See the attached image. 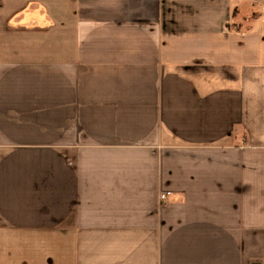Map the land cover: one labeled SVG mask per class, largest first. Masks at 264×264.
I'll list each match as a JSON object with an SVG mask.
<instances>
[{"label": "crops", "instance_id": "crops-1", "mask_svg": "<svg viewBox=\"0 0 264 264\" xmlns=\"http://www.w3.org/2000/svg\"><path fill=\"white\" fill-rule=\"evenodd\" d=\"M0 264H264V0H0Z\"/></svg>", "mask_w": 264, "mask_h": 264}, {"label": "built area", "instance_id": "built-area-1", "mask_svg": "<svg viewBox=\"0 0 264 264\" xmlns=\"http://www.w3.org/2000/svg\"><path fill=\"white\" fill-rule=\"evenodd\" d=\"M160 197L163 199L165 198V194H161Z\"/></svg>", "mask_w": 264, "mask_h": 264}]
</instances>
